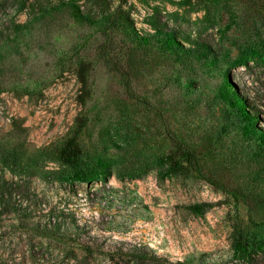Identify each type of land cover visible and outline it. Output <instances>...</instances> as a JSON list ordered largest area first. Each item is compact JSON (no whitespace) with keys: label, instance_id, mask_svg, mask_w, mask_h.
<instances>
[{"label":"rangeland","instance_id":"rangeland-1","mask_svg":"<svg viewBox=\"0 0 264 264\" xmlns=\"http://www.w3.org/2000/svg\"><path fill=\"white\" fill-rule=\"evenodd\" d=\"M28 5L20 13L15 0H0V264L123 261H88L76 242L21 228L26 214L31 223L76 222L106 248L139 245L170 262L264 264L231 242L236 223H264V144L222 96L229 74L264 130V0ZM14 23L26 26L20 36ZM155 24L176 31L184 49L166 45ZM80 60L90 64L95 108L81 135L85 159L92 167L105 160L115 173L55 182L54 150L82 110ZM173 138L197 154L204 176L163 175L151 164ZM14 150L29 164L20 174L3 160ZM197 203L210 206L198 214L188 208Z\"/></svg>","mask_w":264,"mask_h":264},{"label":"trees","instance_id":"trees-1","mask_svg":"<svg viewBox=\"0 0 264 264\" xmlns=\"http://www.w3.org/2000/svg\"><path fill=\"white\" fill-rule=\"evenodd\" d=\"M30 0H15V6L18 12H23L28 9V2ZM13 33L16 36L23 34L26 26H21L16 23L13 25ZM158 32V35H163V40L166 45L178 50L180 47L184 49V46L179 44L176 31H166L159 24L154 25ZM11 38V37H8ZM5 43H0V60L4 57ZM204 48V50L202 49ZM199 48L201 52L205 53V58H211L212 48L207 45H202ZM90 64L84 60L79 61L78 79L81 85L79 104L82 106V110L78 114L75 120V128L73 134L66 139L61 145L57 146L54 150V160L58 164L59 168L52 171L51 179L55 182L62 183H90L95 181L99 175L109 171L110 174L115 171H110L111 166L105 160L98 162V167H92L85 159V153L81 145V135L85 129L89 126L95 108L88 107V101L93 98L94 90L89 78ZM222 96L236 109L238 115L247 122L248 127L251 128L250 132L255 133L260 138V141L264 144V130L257 127L258 117L256 113L248 110V101L242 96L236 89L235 85L231 81L230 75L225 74L222 85ZM257 133V134H256ZM21 153L18 150H14L4 157L8 166L12 168L16 173H22V169L26 168V165L22 163ZM149 164V163H146ZM154 167L158 168L163 175L174 176H189L192 174H198L204 176L203 170L198 159L197 154L187 147L182 141L173 138V147L171 151L151 162ZM20 170V171H19ZM103 170V171H101ZM25 172V171H24ZM39 172L28 171L26 174L32 176ZM235 198L242 197L245 202L247 199L239 193H234ZM208 206V203H197L190 205L188 208L195 213H202ZM18 212V211H14ZM29 215L26 214V220L20 221L21 228H26L30 231L38 232L55 239L76 242L80 246L84 247L88 261L90 257L105 256L111 262L116 256H119L123 261L121 264H190L187 261L170 262L168 259L159 257L153 251L139 245L124 244L113 247H105L104 244H99L96 238L87 236L84 233L83 227H80L76 222L70 224H64L58 219L51 220L46 223H31L28 221ZM232 248L243 256H247L248 259L255 262L259 259V254L264 255V223L260 224L250 218L248 223H236L234 225L233 233L231 236ZM97 260V259H96ZM112 264V263H111Z\"/></svg>","mask_w":264,"mask_h":264}]
</instances>
